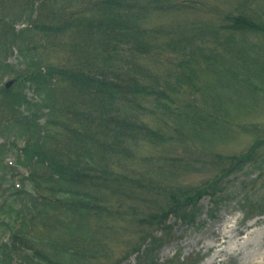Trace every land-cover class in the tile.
Returning <instances> with one entry per match:
<instances>
[{
	"label": "trees",
	"instance_id": "obj_1",
	"mask_svg": "<svg viewBox=\"0 0 264 264\" xmlns=\"http://www.w3.org/2000/svg\"><path fill=\"white\" fill-rule=\"evenodd\" d=\"M214 1L0 0V264H156L197 193L176 150L209 184L264 162V0Z\"/></svg>",
	"mask_w": 264,
	"mask_h": 264
},
{
	"label": "rangeland",
	"instance_id": "obj_2",
	"mask_svg": "<svg viewBox=\"0 0 264 264\" xmlns=\"http://www.w3.org/2000/svg\"><path fill=\"white\" fill-rule=\"evenodd\" d=\"M178 16L181 15L178 14ZM12 52V55L9 56V62L11 65H16L17 53L14 49ZM10 79L12 77L2 78L4 83ZM0 87H3L1 81ZM27 96L32 100L29 101L35 105L36 97L31 93H27ZM20 112L22 113V111L13 113L12 118L17 119L20 116ZM41 113L42 111H40V116ZM32 119L31 115L30 120ZM248 143L249 137L242 135L236 141L224 144L218 150L224 156L234 155L245 151ZM176 151L182 160L190 161L192 166L186 169L183 175L175 179L177 182L175 185L196 189L197 193L186 203L189 206V210L186 211V221L170 217L167 222L170 229L162 233H154V238H160L162 241L156 246L157 250L153 253L154 256L151 261L154 259L156 264H243L244 260L240 261L238 257L233 258L229 255L236 256L239 250H242L244 255L247 254L250 251L248 244L251 245L256 237L264 233V171L262 172V177H259L258 171L260 168L264 169L263 160L257 161L252 167L247 166L236 177H226L220 179L217 183L209 184L213 181L211 178L216 176L215 180H217L223 177L219 175L216 169L210 167L212 164L209 161V157L199 155L189 159V156L180 149ZM12 161L13 158L10 155L5 163L8 166L13 165ZM201 161H206V163H199ZM20 172L22 173L23 171ZM254 179L256 181H252ZM195 196L197 199L194 203ZM183 202L184 199L178 205L181 206ZM250 208L254 211L251 212ZM215 219L216 221L224 220L227 227L234 225L236 219H241L243 224H250L255 220L260 221L251 230L257 232L256 235L226 242L221 247L207 250L206 247H202L206 237L203 228L205 227L204 225ZM126 238L125 234L121 235L117 238L118 243L109 245L115 257L119 255L118 253L123 248L120 244L121 241H125ZM0 239H6V232L2 233ZM197 241H199V244H197ZM147 245L148 241L144 246H141L140 253L131 255L125 264L144 263L146 256L142 252ZM221 249L226 250L227 254L218 257L214 262L210 263L212 256ZM249 256L253 258L252 255ZM248 264H264V261L256 260L254 263L249 262Z\"/></svg>",
	"mask_w": 264,
	"mask_h": 264
},
{
	"label": "bare ground",
	"instance_id": "obj_3",
	"mask_svg": "<svg viewBox=\"0 0 264 264\" xmlns=\"http://www.w3.org/2000/svg\"><path fill=\"white\" fill-rule=\"evenodd\" d=\"M260 220H255L250 224H243L241 219H236L234 222V225L227 227L225 225V221H216L213 220L212 222L207 223L204 225L203 231L206 233V237L204 242L202 243V247H206L207 250L210 249H216L218 247H221L226 242H231L235 240L244 239L251 236L256 235L257 232L251 231L253 227L257 225V223ZM264 233L261 234L259 237H256L254 242L249 245L248 248L250 251L244 255L242 250L237 251L236 256L235 255H229L233 258H237L242 261L243 264H248L249 262H253L256 260H262L264 261ZM197 244H199V241H197ZM226 250L221 249L219 252L215 253V255L212 256L210 259V263L214 262L218 257H221L222 255H226ZM249 255H252L253 258H251Z\"/></svg>",
	"mask_w": 264,
	"mask_h": 264
},
{
	"label": "water",
	"instance_id": "obj_4",
	"mask_svg": "<svg viewBox=\"0 0 264 264\" xmlns=\"http://www.w3.org/2000/svg\"><path fill=\"white\" fill-rule=\"evenodd\" d=\"M12 84V81L8 82L5 86L9 87Z\"/></svg>",
	"mask_w": 264,
	"mask_h": 264
}]
</instances>
